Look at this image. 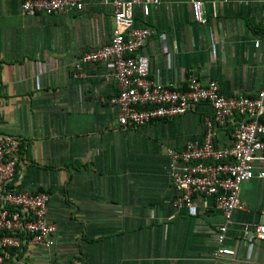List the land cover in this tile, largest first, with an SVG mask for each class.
Masks as SVG:
<instances>
[{"label":"crops","instance_id":"obj_1","mask_svg":"<svg viewBox=\"0 0 264 264\" xmlns=\"http://www.w3.org/2000/svg\"><path fill=\"white\" fill-rule=\"evenodd\" d=\"M204 21L191 0H159L135 24L154 29L140 52L149 75L183 86L192 70L215 79L225 94H255L264 77V0H202ZM111 7L22 13L20 0H0V132L21 139L16 185L48 193L46 220L56 224L50 248L26 246V264H210L212 237L223 215L210 197L194 210L173 204L168 147L200 140L207 102L172 118L120 128L110 60L83 62L85 50L109 41ZM264 120V112L262 114ZM229 130L216 142L228 144ZM245 208L233 210L224 244L226 264H264V240L246 241L241 222L262 220L264 179L241 184Z\"/></svg>","mask_w":264,"mask_h":264},{"label":"built area","instance_id":"obj_2","mask_svg":"<svg viewBox=\"0 0 264 264\" xmlns=\"http://www.w3.org/2000/svg\"><path fill=\"white\" fill-rule=\"evenodd\" d=\"M92 0H20L25 14L80 10ZM111 7L112 30L109 41L85 50L83 62L110 60L117 92L107 98L117 107L120 128H135L160 119L172 118L207 102L212 113L202 121L200 140L189 139L180 149L168 147V176L177 194L173 204L194 210V198L210 197L223 221L212 237L210 264H226L234 250L224 244L233 210L244 209L239 196L241 184L253 177L264 179V77L255 94H225L215 79L201 78L188 70L183 86L164 84L149 75L148 56L140 52L154 34L148 25L135 24L134 7L144 14L159 0H99ZM202 0H191L194 20L204 21ZM264 27V13L261 16ZM264 42V33L253 41ZM229 130L228 144L216 142L217 129ZM21 139L0 132V264H26L18 255L26 246L50 248L54 244L56 224L46 220L48 193L22 190L16 185ZM262 220L241 222L246 241L264 240Z\"/></svg>","mask_w":264,"mask_h":264}]
</instances>
